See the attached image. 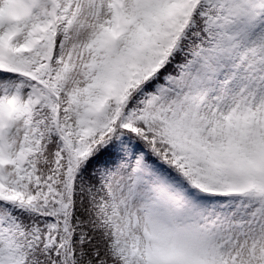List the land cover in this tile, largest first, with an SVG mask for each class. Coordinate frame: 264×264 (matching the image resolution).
<instances>
[{"label": "snow or ice", "instance_id": "snow-or-ice-1", "mask_svg": "<svg viewBox=\"0 0 264 264\" xmlns=\"http://www.w3.org/2000/svg\"><path fill=\"white\" fill-rule=\"evenodd\" d=\"M0 264H264V0H0Z\"/></svg>", "mask_w": 264, "mask_h": 264}]
</instances>
